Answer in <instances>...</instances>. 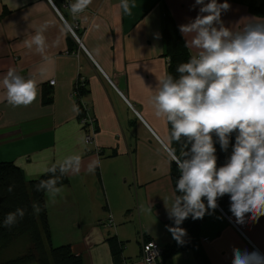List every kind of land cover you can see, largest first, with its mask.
Here are the masks:
<instances>
[{"label":"crops","instance_id":"0c3cea01","mask_svg":"<svg viewBox=\"0 0 264 264\" xmlns=\"http://www.w3.org/2000/svg\"><path fill=\"white\" fill-rule=\"evenodd\" d=\"M73 2L0 0V81L9 69H15L25 79L34 76L40 82L37 99L19 107L7 102L6 89L0 85V162H16L29 180L53 166L67 165L69 183L46 193L53 241L58 230L55 220L66 207L76 206L79 212L89 205L91 212L101 208L106 216L96 224L79 218L69 223L73 230H84V240L67 233L62 238L64 244H71L82 254L85 264H115L108 238L117 235L122 240L118 228L113 234L115 226L103 225L105 232L99 226L111 216L114 223L118 214L124 215L125 221L131 218L140 226L141 235L163 248L177 243L166 225L168 207L177 196L171 174L174 162L167 156L175 144L170 140L168 122L156 115L151 97L158 77L169 74L166 12L170 11L179 27L196 18L200 5H195V0H135L136 7L129 16L120 8V0H92L84 13L73 18L68 8ZM227 2L230 8L221 15L225 27L238 31L249 22L264 20L243 0ZM54 5L70 25L78 26L80 41ZM45 21L52 25L45 33L47 59L25 44ZM189 51L195 54L198 50ZM80 76L85 77L89 90L83 102L97 120L92 144L85 142L80 108L73 97ZM53 80L55 84H51ZM189 149L186 143L183 150ZM216 149L220 167L228 162L232 147L226 152L221 147ZM77 156L81 158L79 165ZM69 157L73 158L71 164ZM94 160L100 163L94 173H89L87 168ZM209 213L201 224L205 264H232L233 248L258 250L264 255V216L253 221L246 215L245 223H236L227 194ZM140 255L141 247L138 255L124 249L123 264H202L193 249L163 254V261L158 263H144Z\"/></svg>","mask_w":264,"mask_h":264},{"label":"clouds","instance_id":"9594fccd","mask_svg":"<svg viewBox=\"0 0 264 264\" xmlns=\"http://www.w3.org/2000/svg\"><path fill=\"white\" fill-rule=\"evenodd\" d=\"M91 3L92 0H74L68 5L70 15L80 16ZM195 5H200L199 14L179 28L186 37L185 46L198 51L178 65L179 78L171 74L158 77L151 97L156 115L171 124L170 140L181 143L185 138L190 144L189 151L182 147L180 155L174 149L167 152L170 162H175L181 172L176 184L180 194L168 207L175 225L169 226V231L178 243L187 235L186 229L180 227L183 221L189 216L202 219L210 214L209 210L215 211L218 199L226 194L236 223H245L246 215L253 221L264 216V20L249 22L234 31L221 20L222 12L230 8L227 0H195ZM135 7V0H120L126 15H132ZM50 26L45 21L25 40L29 49L34 48L45 59L49 47L45 33ZM188 34H193L191 39ZM96 51L99 54V49ZM39 83L34 76L25 79L15 69H9L0 81L13 107L32 104L38 97ZM233 133L236 135L231 156L218 167L214 136L226 152ZM72 159L68 158L69 164ZM80 159L75 157L77 165ZM99 163L94 160L87 171L94 173ZM67 170L62 166V172ZM46 183L55 181L41 182L38 190ZM8 190L11 192L12 186ZM17 211L23 218L25 212ZM3 223L15 225V213H8ZM232 251V264H264V255L258 250Z\"/></svg>","mask_w":264,"mask_h":264},{"label":"trees","instance_id":"16d2710c","mask_svg":"<svg viewBox=\"0 0 264 264\" xmlns=\"http://www.w3.org/2000/svg\"><path fill=\"white\" fill-rule=\"evenodd\" d=\"M249 10L257 15L264 16V0L257 3L256 0H243ZM78 34V32L76 31ZM164 33L167 39L168 50L166 56L169 58L168 73L174 78H179V73L176 71L181 63L187 62L191 58V52L185 46L186 42L179 30V27L168 10L166 12V26ZM80 37V35H78ZM80 97L87 95V82H84L79 88ZM48 98H45V100ZM80 108L81 119L85 113L80 98L76 100ZM169 128L171 131V124ZM235 135L233 133L229 146L235 144ZM216 147H221L216 136ZM187 143L185 138H182L181 143L175 142V151L179 153L182 147ZM67 165L53 166L47 173L39 178L29 180L24 169L14 161L0 162V264H85V259L81 253H78L71 244H62L55 246L50 226L49 212L47 207L46 193L48 190L69 183V173L62 172L61 168ZM177 164L174 162L172 169V177L175 187L179 176ZM55 181L54 184L46 183L44 188L38 190V185L41 182ZM9 186H12L10 192ZM37 208L40 209L39 214ZM18 209L25 212L22 218ZM15 213L16 224L8 227L4 225V220L8 213ZM201 224L202 219L193 220L191 216L183 221L180 227L186 229L187 235L183 237L182 243L169 244L164 248V255H170L193 249L200 256L201 263L207 262L203 246L201 244ZM166 225L175 226L173 219L166 220ZM27 238V249L24 253L10 259L3 260L1 258L5 250H8L14 243H23L21 239ZM146 240L149 238L145 237ZM111 246L112 255L115 264L125 263L124 249L125 241L119 240L117 235L108 238Z\"/></svg>","mask_w":264,"mask_h":264},{"label":"rangeland","instance_id":"374dc122","mask_svg":"<svg viewBox=\"0 0 264 264\" xmlns=\"http://www.w3.org/2000/svg\"><path fill=\"white\" fill-rule=\"evenodd\" d=\"M76 207V206H75ZM73 208L71 206L66 207L63 210V213H60V218L56 219L58 223L55 224V227L58 228L56 230V239H54L53 243L55 246H59L64 244L63 236L67 234L74 235L75 237L82 238V233L84 230H79L75 229L73 230V227L69 223L73 222L76 218L82 220L83 222L88 221L87 219L94 220L96 221L95 224L98 222L99 218H103L106 215L104 214V210L101 208H95L91 212V207L90 205L85 208V210H82V212H79L77 208ZM88 208V209H87ZM91 212V213H90ZM90 213V214H89ZM88 216V218H86ZM115 227L112 229V233L115 234V229L116 227L118 228L117 234L120 235L123 241H125L126 248L125 251L128 254H139L140 252V247H141V242H142V235H141V229L140 226L135 224V222L132 221L131 218L125 221V216L124 215H115ZM131 219V220H130ZM79 220V221H80ZM107 220V219H106ZM94 221H92L94 223ZM101 221V220H100ZM105 221V220H102ZM54 225V223H53ZM101 226V229L103 232H105V226L102 224L99 225ZM68 230V231H67ZM23 240V243L16 242L14 245H12L8 250H5L4 253L2 254L1 258L3 260L10 259L13 257H17L18 255L24 253L27 249V238L25 237Z\"/></svg>","mask_w":264,"mask_h":264},{"label":"built area","instance_id":"2783aa9c","mask_svg":"<svg viewBox=\"0 0 264 264\" xmlns=\"http://www.w3.org/2000/svg\"><path fill=\"white\" fill-rule=\"evenodd\" d=\"M55 6V5H54ZM56 10L59 12L60 16L63 18L66 26L68 27L69 31L73 36L80 41V37L76 33L78 26H72L70 25L63 15L60 13V11L57 9L55 6ZM85 82V77L80 76L78 81L76 82L75 88L73 90V97L78 100L80 98L82 106L84 108L85 114L83 117L80 119V123L85 131V142L87 144H92L94 143V137L97 133V120L96 117L91 115L89 113L88 105L83 102V98L80 97V91L79 88L82 86ZM51 84H55V80L51 82ZM97 152H100L99 148H96ZM99 224L106 225L109 227H113L115 225L113 217L111 216L108 218L106 221L99 222ZM163 254H164V248L160 246L156 241L154 240H146L142 234V242H141V255L140 259L144 263H153V262H162L163 261Z\"/></svg>","mask_w":264,"mask_h":264}]
</instances>
